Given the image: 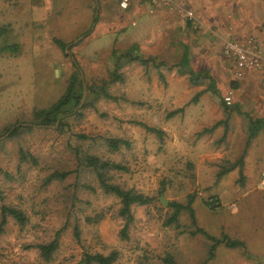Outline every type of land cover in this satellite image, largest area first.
<instances>
[{
	"label": "rangeland",
	"instance_id": "1",
	"mask_svg": "<svg viewBox=\"0 0 264 264\" xmlns=\"http://www.w3.org/2000/svg\"><path fill=\"white\" fill-rule=\"evenodd\" d=\"M58 6V0H0V136L10 124L32 122L33 111L49 107L65 93L69 77L63 75L64 56L54 40L72 35L75 25L68 18L58 30ZM13 44L14 49L6 48ZM115 49L118 51L97 58L93 66L84 67L94 71V75L82 74L87 105L76 109L78 115H64L60 131L54 130L56 125L50 126L52 130L33 126L12 139H0V204L17 206L27 216L22 227L11 218L6 222L0 235V264H81L85 252L106 254L112 250L117 252L113 264H164L165 255L179 264H202L212 243L195 232L196 228L215 238L225 234L245 244L229 248L220 243L204 264H264V259H257L255 244L260 235L257 229L264 227V200H251L252 195L258 199L264 187L239 183L237 169L216 179L219 166H226L214 159L212 151L221 141L216 135L196 136L179 115L183 110L174 112L176 117L167 115L186 100L183 95L177 104L172 103L175 94L189 85L184 76L187 66H178L181 57H161L156 71L134 61L116 69L115 61L124 51ZM125 52L142 54L133 45ZM227 58L220 53L215 60L196 61L200 71H188L189 79L200 83L199 79L206 78L210 90L216 92L211 96L220 100L227 82L221 81L224 70L217 68ZM175 69L185 71L171 75ZM113 71L119 79H112ZM204 72L206 76H202ZM86 85L102 86L112 97L98 94L93 101ZM189 109H184L186 120ZM145 126L163 134L159 138ZM104 136L123 138L128 145L108 151L101 143ZM75 148L120 163L125 170L112 172L111 181L151 197L147 204L132 205L125 237L120 234L124 219L115 215L116 198L104 194L93 176L72 171L60 181L44 184L52 169H77ZM19 149L34 156L36 163L20 159ZM189 194L193 195L194 224L185 210H180L176 221L164 224L173 212L169 204H185ZM213 196L220 206L209 209L203 200ZM57 230L58 247L50 261L41 260L36 249L25 247L50 240ZM257 245L264 248V244ZM243 253L257 258L244 259Z\"/></svg>",
	"mask_w": 264,
	"mask_h": 264
},
{
	"label": "crops",
	"instance_id": "2",
	"mask_svg": "<svg viewBox=\"0 0 264 264\" xmlns=\"http://www.w3.org/2000/svg\"><path fill=\"white\" fill-rule=\"evenodd\" d=\"M58 1V30L68 18H72L70 22L75 25V29L71 30L74 31L72 35L58 39L65 43L63 49L58 47L64 56L62 63L66 69L63 74L65 77H69L74 71L73 62L79 67V73L94 75V71L84 67L93 66L97 63V58L109 56L111 50L118 51L116 47L124 51L120 56L128 54L148 59L144 66L151 65L155 71L162 64L161 57H182L185 51L188 62L184 76L189 85L173 97V104L186 97L174 110H183L177 112H181L179 115L184 117L188 129L196 136L199 134L211 138L216 135L221 144L212 151L214 159L217 158L221 165L225 163L227 166L242 155V181L264 187V0H138L136 4H131L129 0L125 8L118 7L113 0ZM182 8L193 14L192 20L183 18ZM87 30V34L81 35ZM247 37H251L261 51L263 63L258 69H245L235 74L231 60L220 62L221 67L217 69L224 70L223 78L220 79L227 82L226 92H231V104L227 106L223 103L222 96L220 100L211 96L216 92L210 90L212 87L206 78L199 79L202 81L199 83L195 79H189L188 71H193L194 68L197 72L200 71L201 66H196V61L215 60L217 55L219 58L224 40L243 41ZM131 45L142 54L125 52ZM90 53L96 59H92ZM122 60L120 67L132 62ZM218 71L221 73V70ZM170 73L183 75L179 69ZM160 75L161 73L159 77ZM202 76H206L205 72ZM86 78L87 76L84 79ZM189 90H193V93H189ZM185 107H190L187 120L184 116ZM220 111L222 114L215 116L214 112ZM170 116L176 117L177 113ZM224 120L230 124H224ZM251 131L253 134L247 141ZM233 151H236L235 155H231ZM224 153H227L226 156H222ZM233 169H237V166ZM235 197L236 194L233 195ZM256 197L258 199L252 195L251 200H264V192ZM257 232L260 235L255 244L260 257L254 256L253 259L250 254L243 253L244 259H264V248L257 245L264 244V227L258 228ZM246 245L254 247L253 244Z\"/></svg>",
	"mask_w": 264,
	"mask_h": 264
},
{
	"label": "trees",
	"instance_id": "3",
	"mask_svg": "<svg viewBox=\"0 0 264 264\" xmlns=\"http://www.w3.org/2000/svg\"><path fill=\"white\" fill-rule=\"evenodd\" d=\"M96 17L93 18V21H95ZM2 29L0 28V32ZM88 33V30L82 33L81 35H85ZM60 48L63 49L65 46V43H62L58 39H55ZM11 47V48H10ZM16 47L15 44L12 46H7V49H14ZM122 59H126L127 61H136L141 63L142 65L147 64L148 59L140 58L139 56H129L128 54H125L123 56H120L116 59L114 67L117 69L120 67V62ZM119 60V61H118ZM187 58L186 53L183 51L181 62L179 65L186 66L187 65ZM74 71L69 75L68 78V86L65 90V93L62 94L54 103H52L49 107L45 109H39L33 111V121L30 123H18L15 122L13 124H10L9 126L4 128V132L7 133L6 140L12 139L18 135H21L22 132L30 131L33 126L43 127L47 128L49 130H52L50 126H55V131H60L62 128V125L64 123V115H78L79 110L74 111L73 109L78 104L79 98L81 96V79L79 77V67L77 66L76 62H73ZM185 70H179L180 73H184ZM190 73V72H189ZM116 73L113 71L111 73L112 79H119ZM160 78L162 76L160 75ZM104 83V82H103ZM87 93L90 96H93L91 100L94 101V99L100 94L101 96L105 98H111L106 90L99 86L98 88L87 86ZM92 101V102H93ZM87 105L86 101H83L81 104V108L85 107ZM181 109H177L174 111L169 112L167 115L170 116L174 112L180 111ZM55 121H57L55 123ZM147 129H149L151 132H154L157 137H161L163 134V131L154 128V127H148L145 126ZM253 132H249L247 136L248 139L252 136ZM77 137H82L81 135H77ZM101 139L102 146H104L108 151H117L120 146L128 145V142L124 140L123 138H117V137H111V136H104ZM3 144V141H0V145ZM101 145V144H100ZM75 159H76V166L77 169L71 170H60V169H52L51 172H49L44 177V184H49L51 181H60L62 180L68 173L72 171L77 172H84L88 175H91L94 177L98 187L100 190L107 195H110L114 198H116L118 202V207L116 208L115 215L117 217H122L124 219V224L120 230V234L122 237H125V231L128 228L129 223L132 220V212L131 207L132 205H144L151 201V197L146 196L132 188H124L120 186L117 183H114L111 181L112 179V172L114 171H124L125 167L122 166L118 162H114L110 159L102 158L100 155L95 154L94 152H88V151H81L79 148H75ZM20 159H29L31 160L33 164L36 163V160L34 159V156L30 155L27 151H23L22 149L18 150ZM241 158L242 155L237 159V161L228 164L227 166H222L216 173V179H218L222 174L225 172L233 169L235 166H237L238 169V179L239 183L242 184L243 174L241 172ZM2 193L0 190V199H2ZM193 201V195L189 194L187 195L185 204L173 202L170 203L169 206L173 207V212L169 216V218L164 222V224H169L171 222L176 221L177 216L180 212V210H185L188 212V216L191 220V223L194 224V215L193 210L191 208V202ZM203 204L207 206L209 209H215L219 204V200L216 196L209 197V199L203 200ZM11 218L14 220L20 227H22L25 222L27 221V216L24 214V212L17 206L2 202L0 204V235L4 231V226L8 219ZM100 217H97L95 221H98ZM60 230H57L53 237L50 240L37 242L35 244H28L25 247L26 248H34L36 249V252L38 256L43 261H50L52 258L53 252L58 247V234ZM199 232L203 234L209 241H211L212 244L209 245L207 250V256L202 262V264L206 263L208 260H210L213 257V250L214 248L219 245L220 243H223L224 246L229 248L234 247H243L244 245L239 241L235 239H230L225 234H221L220 238H215L213 236H210L207 234L204 230L200 228H196L195 232ZM77 230L74 228V234L77 235ZM117 257V252L112 250L109 251L106 254H102L99 252H85L83 253L80 262L81 264H113L114 260ZM162 262L164 264H179L177 261L173 259L170 255H165L162 258Z\"/></svg>",
	"mask_w": 264,
	"mask_h": 264
},
{
	"label": "built area",
	"instance_id": "4",
	"mask_svg": "<svg viewBox=\"0 0 264 264\" xmlns=\"http://www.w3.org/2000/svg\"><path fill=\"white\" fill-rule=\"evenodd\" d=\"M120 8L127 6L128 0H115ZM181 15L187 20L193 19L190 11L181 9ZM220 52L232 61L235 74H239L245 69H258L263 63L261 51L255 46L251 37L241 41L238 39H226L222 42ZM225 105L231 104V92L227 91L222 96Z\"/></svg>",
	"mask_w": 264,
	"mask_h": 264
},
{
	"label": "water",
	"instance_id": "5",
	"mask_svg": "<svg viewBox=\"0 0 264 264\" xmlns=\"http://www.w3.org/2000/svg\"><path fill=\"white\" fill-rule=\"evenodd\" d=\"M67 52V51H66ZM79 77H80V79H81V88H82V90H81V96H80V98H79V101H78V104L75 106V108L73 109V110H76L77 108H79L80 106H81V104H82V102H83V98H84V95H85V92H86V88H85V84H84V82H83V76H82V74L81 73H79ZM57 121H55V123H56ZM7 135V133H5L3 136H0V139L1 138H3L4 136H6ZM159 200H160V202L163 204V205H165V201H164V199L162 198V196H159Z\"/></svg>",
	"mask_w": 264,
	"mask_h": 264
}]
</instances>
